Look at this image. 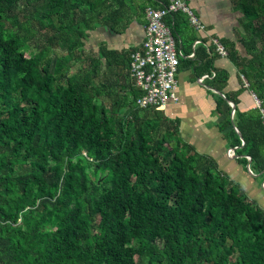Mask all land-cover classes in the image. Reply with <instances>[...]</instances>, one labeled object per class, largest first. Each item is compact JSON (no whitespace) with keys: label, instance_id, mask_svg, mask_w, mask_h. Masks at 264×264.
<instances>
[{"label":"trees","instance_id":"obj_1","mask_svg":"<svg viewBox=\"0 0 264 264\" xmlns=\"http://www.w3.org/2000/svg\"><path fill=\"white\" fill-rule=\"evenodd\" d=\"M232 1L248 55L222 43L239 87L223 90L211 45L177 69L192 79L214 72L202 81L218 92L214 125L261 180L264 0ZM166 4L0 0V264H264V210L181 136L176 117L136 105L134 47L83 45L89 31L122 33L145 6ZM163 20L178 40L181 14ZM244 90L258 106L238 109Z\"/></svg>","mask_w":264,"mask_h":264},{"label":"crops","instance_id":"obj_2","mask_svg":"<svg viewBox=\"0 0 264 264\" xmlns=\"http://www.w3.org/2000/svg\"><path fill=\"white\" fill-rule=\"evenodd\" d=\"M187 4L203 25V28L201 30L194 29L188 23L186 14L177 12L185 20L181 36L178 37V40H175L177 46L182 50L188 49L186 52L190 51L191 43L195 39L200 40L201 43L199 44L203 46L211 45L210 39L213 37L217 38L222 45V39L232 41L234 48L236 47L235 44L241 45L237 39V31H241L242 28L239 23L242 14L239 8L238 10L234 9L237 4H234L232 0H188ZM148 7L158 8L161 6H145L142 13L143 17L138 20L132 19L122 33L111 36L105 33L109 40H113L115 37H123L124 39L123 44L120 43L122 45L117 46H110L108 43L106 45L104 42L106 48L118 51L128 47H134V50L137 49L144 38V10ZM125 36H127L126 40ZM182 39L188 42L183 44ZM241 48H243L242 45ZM212 52L215 54L213 66L225 70L228 75L223 90L233 91L237 89L239 87L236 79L237 72L230 59L227 56L220 57L213 49ZM237 53L243 55L241 52ZM190 76V69H177L175 92L178 99L176 102L166 104L163 110L164 114L171 119L176 117L179 120L178 130L181 136L189 144L194 141L202 143L197 144L195 150L214 158L219 168L241 186L248 198L254 200L264 210V189L259 186L260 180L258 181L255 176L246 174L247 172L244 171L243 166L242 169L239 168L235 162L236 159H233V156H228L225 152L229 147L226 146L225 140L214 125L215 116L211 115L214 100L210 93H215L214 89L208 91L202 82L197 83ZM249 92L244 90L237 96L239 100L238 109L243 111L255 106L252 104ZM201 136L207 137V141L202 142L199 139Z\"/></svg>","mask_w":264,"mask_h":264},{"label":"built area","instance_id":"obj_3","mask_svg":"<svg viewBox=\"0 0 264 264\" xmlns=\"http://www.w3.org/2000/svg\"><path fill=\"white\" fill-rule=\"evenodd\" d=\"M188 0H168V3L158 8H146L144 10V38L140 46L129 54L128 73L132 78L134 85L139 88L140 94L136 97L135 103L138 107L152 106L156 110H163L168 102H176L177 94L175 92L176 79L179 58H192L194 47L201 43L195 39L191 43V50L184 53L177 46L170 27L165 24L163 17L173 13L181 12L186 14L188 23L196 30H201L203 25L192 13L187 4ZM210 43L213 51L220 57H226L227 52L217 38H211ZM204 73L195 78L197 83H201L205 78L211 77ZM243 79V78H242ZM244 85L247 83L244 81ZM252 98L258 100L251 93ZM262 113V111L260 110ZM263 115V113H262ZM234 148L226 149L228 156H234ZM247 163L246 171L252 174L248 167L249 157L245 156ZM260 187L264 189V180L260 182Z\"/></svg>","mask_w":264,"mask_h":264},{"label":"rangeland","instance_id":"obj_4","mask_svg":"<svg viewBox=\"0 0 264 264\" xmlns=\"http://www.w3.org/2000/svg\"><path fill=\"white\" fill-rule=\"evenodd\" d=\"M237 9L238 10V8H239V5H237V6H235L234 7V9ZM88 36H87V38L86 39H84L83 40V45L85 46V47H88V48H91V50H93V51H95L96 50V46H97V44L100 42V41H104L105 43H106V45H107V43L110 45V46H117V45H122L123 44V37H121V38H119V37H115V38H113V40H109V38H107V36H106V34H105V32H103V29H101V27H98L97 29H95V30H92V31H89L88 33ZM102 39H104V40H102ZM127 39V36H125V40ZM108 41V42H107ZM122 41V42H121ZM182 42H183V44H185V43H187L188 41H185L184 39H182ZM120 43H122V44H120ZM105 45V46H106ZM236 45V47H235V50H236V52H241V54H243V55H246L247 53L244 51V49L243 48H241V45H239V44H235ZM53 47H54V49H55V51L57 52V54H60V53H58L59 52V50L57 49V47L53 44ZM248 55V54H247ZM75 68H76V65H74V66H72L71 67V71H73V70H75ZM243 78V79H242ZM178 79V78H177ZM240 80H241V83L243 84V86H245L244 85V81H245V78L243 77V76H240ZM210 94H212V93H210ZM250 94V93H249ZM250 99H251V101H252V104L253 105H255L256 103V101L252 98V96L250 95ZM181 104V103H180ZM256 106V105H255ZM206 125V124H205ZM208 125V124H207ZM206 125V126H207ZM199 139L202 141V142H204V141H207V137H205V136H201V137H199ZM194 148L195 147H197L198 145H200V144H202V143H199V142H197V141H194V142H191L190 143ZM198 144V145H197ZM200 151H202V150H200ZM235 162H236V164L239 166V168H241L242 169V163H240L238 160H235ZM217 163V162H216ZM217 166H218V163H217ZM218 168H219V166H218ZM220 169V168H219ZM221 170V169H220ZM222 171V170H221ZM223 172V171H222ZM225 173V172H224ZM226 174V173H225ZM247 174L248 175H250V176H252L251 174H249L248 172H247ZM228 177H229V175H227ZM253 176H255L256 177V179H258V181H259V178H258V176L255 174V175H253ZM230 178V177H229ZM231 179V178H230ZM258 181H257V183H258Z\"/></svg>","mask_w":264,"mask_h":264},{"label":"water","instance_id":"obj_5","mask_svg":"<svg viewBox=\"0 0 264 264\" xmlns=\"http://www.w3.org/2000/svg\"><path fill=\"white\" fill-rule=\"evenodd\" d=\"M214 91H215V93H218L216 90H214ZM220 96L223 97L221 94H220ZM226 101L231 106V111H230V115H231L233 112V103L230 100H226Z\"/></svg>","mask_w":264,"mask_h":264},{"label":"clouds","instance_id":"obj_6","mask_svg":"<svg viewBox=\"0 0 264 264\" xmlns=\"http://www.w3.org/2000/svg\"><path fill=\"white\" fill-rule=\"evenodd\" d=\"M221 95H222V94H221ZM222 96H223V95H222ZM163 110H164V109H163ZM161 111H162V110H161ZM234 130L237 132V130H236V129H234ZM246 172H247V171H246ZM251 175L253 176V175H255V174L252 172V174H251ZM262 180H264V179H261V180H260V182H261ZM260 182H259V186H260Z\"/></svg>","mask_w":264,"mask_h":264}]
</instances>
